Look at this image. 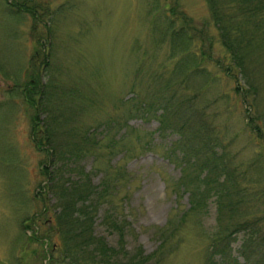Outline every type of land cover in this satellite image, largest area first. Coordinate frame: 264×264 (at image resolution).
Masks as SVG:
<instances>
[{
    "label": "rangeland",
    "instance_id": "1",
    "mask_svg": "<svg viewBox=\"0 0 264 264\" xmlns=\"http://www.w3.org/2000/svg\"><path fill=\"white\" fill-rule=\"evenodd\" d=\"M175 3L196 27L207 24L211 45L199 38L188 49L172 45L163 22ZM224 55L205 0H0V264H59L52 251L59 242L52 229L57 198L45 187L56 166L67 182L84 172L95 186L105 180L111 187L108 171L124 177L109 204L124 217L123 243L106 226L104 203L94 220V234L107 246L130 255L141 249L156 264H227L211 255L210 236L243 219L257 222V231L235 229L229 241L231 256L244 263L245 239L264 242V142L246 125L235 78L216 65L219 58L227 62ZM40 68L42 82L53 85L47 105L54 109L52 139L64 143L66 155L47 167L46 147L41 151L32 141L33 124L40 136L46 114L33 120L24 90ZM165 87L190 97L210 128L208 146L223 155L225 171L234 172L242 189L234 221L228 207L218 212L215 197L188 212L189 192L174 193L182 167L190 189L203 171L198 161L184 166L175 127L160 130L161 112L146 111ZM86 132L89 138L80 140ZM68 138L78 139L81 149L69 154Z\"/></svg>",
    "mask_w": 264,
    "mask_h": 264
},
{
    "label": "trees",
    "instance_id": "2",
    "mask_svg": "<svg viewBox=\"0 0 264 264\" xmlns=\"http://www.w3.org/2000/svg\"><path fill=\"white\" fill-rule=\"evenodd\" d=\"M205 2L211 20L217 27L219 40L225 50L224 56L227 60L226 62L219 58L216 65L235 78V90L246 106V125L264 142V107L260 108V103L264 102V0H205ZM166 17L167 20L163 22V25L166 23L163 34L166 33L168 38L172 39V45L175 48L188 49L198 38L208 41L209 45L212 44L213 39L207 30V24L204 22L201 28L196 27L193 19L182 13L176 3L170 7ZM202 57L211 60L209 53L203 52ZM49 60L51 63V58ZM49 60L43 62L47 69ZM42 71L41 68L33 71L31 80L24 85V90L25 102L34 111L31 115L32 118L34 117L33 120L38 121L40 113L46 114L40 136L37 135L39 131H36V125L33 124L32 141L34 146L41 151H44L43 148L46 147L47 167L48 164L52 166L60 163L59 161L66 155L62 152L64 143L55 138L52 139L54 109L47 105L51 102L48 96L52 94L53 85L48 80L42 82ZM164 84L171 86L172 82L168 80ZM154 95L146 111L149 112L154 108L161 112L158 116L160 130L175 127L179 133L177 140L179 148L177 149L181 150L184 166L185 163L198 161L203 171L192 181H198L195 189H190L188 185L191 181H187L186 168L182 167L181 175L175 183L174 193L179 198L189 192L188 212L192 211L195 206L204 207L203 202L207 198L215 197L218 212L223 211V206L228 207L226 212L228 219L230 221L236 219L240 213L236 200H240L242 189L234 182V172L229 175L225 171L227 162L223 155L214 153L212 145L208 146L206 135L210 128L206 121H202L201 111L193 106L190 97L182 98L178 90L169 92L168 87H165V89L156 91ZM68 132H73L71 126H68ZM87 134V132L81 134L78 138L85 141L86 137L89 138ZM79 143L78 139H73V141L71 138L66 139L69 154L74 153L75 147L81 149ZM183 145L189 149L184 150ZM208 151H210L209 156L205 158ZM55 168H57V173L54 175H49V173L47 175V170H45L47 175L45 187L57 198L58 211L52 229L58 235L59 242L53 244L52 251H57L60 255L59 264H156L153 255L144 254L141 249L130 255V252L124 249L119 251V249L115 250L107 246L102 237L94 234V220L100 202H102L106 206L104 211L106 226L117 232L120 243H123L126 228L124 217L123 220H119L117 212L109 207L113 187L124 178L121 173L116 170L108 171L105 179L114 183L110 185L111 187H107L104 186L105 180L102 185L95 186L90 182L88 174L84 172H81L78 179L67 182V180H62L60 166ZM223 199L228 203L223 202ZM229 225H226L224 230H219L210 236L208 249L211 255L219 256L227 264H264L262 237L252 240L248 237L245 239L247 244L240 251L244 263H239L233 258L230 251L229 240L235 229L236 231L243 230V227L248 226L256 230L257 222L243 219L234 221L235 226L231 230H229ZM252 256L254 260H251Z\"/></svg>",
    "mask_w": 264,
    "mask_h": 264
}]
</instances>
